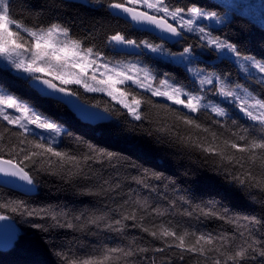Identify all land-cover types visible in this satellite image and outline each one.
Wrapping results in <instances>:
<instances>
[{
    "label": "snow or ice",
    "instance_id": "snow-or-ice-1",
    "mask_svg": "<svg viewBox=\"0 0 264 264\" xmlns=\"http://www.w3.org/2000/svg\"><path fill=\"white\" fill-rule=\"evenodd\" d=\"M83 6L110 9L136 26L159 32L160 42L134 38L120 30H114L111 33L93 30L83 36H74L71 27L65 22L54 20L42 23L39 17L36 23L28 27L14 17L11 0H0V57L4 58L18 73L25 74L32 82V86L38 88L45 96L55 95L79 100L81 93L78 89L90 94L103 93L126 109L137 122L149 121L151 124V118L149 115L141 114L142 100L121 87L128 82L150 93L152 97H163L171 102V105L182 106V109L187 110V114L173 110L176 111L174 120L171 123H159L154 129L150 127L149 135H154L158 143H168L170 147L174 146L184 151L199 150L206 160L216 155L221 156L217 170L223 171L226 179H230L232 184L237 185L253 200L259 192L262 198L258 203L264 205V181L256 182L255 174L250 170L238 173L236 169L229 166L231 159L229 164H224L222 153L216 152L212 147H204L198 141H193L191 137L185 138L180 134L181 125L201 129L202 125L198 122V117L192 114L209 108L215 117L222 118L214 119V123L223 126L227 120L231 119L227 108L211 101L205 102L206 97L201 94L204 92L203 87L193 91L186 89L183 85L177 86V81L168 72H162L158 67L150 66L140 59L145 56V52L153 56L166 57L169 63L183 66L185 74H188L186 78L192 79L193 83L198 80L200 86L218 85V92H214V95L222 97L225 103L235 104L246 119L264 128V98L253 96L240 83H235L232 88L227 87L228 84L233 83L229 80L230 72H209L203 68L193 67L192 65L197 61L193 59L198 55L197 45L189 43L187 37L195 35L199 41L201 53L206 48H210L213 52H227L233 64L242 73L248 74L249 79H258L261 85H264V56L257 58L254 55L242 54L236 42H229L227 38L221 39L219 35L214 36L212 30L202 21L214 20L216 24H220L222 18L218 12L206 9L200 0H189L188 4L174 7L165 3V0H88ZM166 38H171L174 44L183 46L173 51L166 47L168 43ZM106 48L117 55H119L117 50L134 49L137 58L127 64L113 62L108 58ZM253 70H256L260 76L257 77ZM154 82L159 86L154 87ZM129 95L132 96L131 101L128 99ZM144 103L153 104L151 100H145ZM0 105L15 109L22 114L9 115L0 108V116L9 125H17L20 136L33 133V129L29 126H34L35 129L43 130L44 133L52 136V140H48L43 134L38 136L34 143L35 150L31 153L32 157L47 158L49 161L51 157L58 158L54 170L51 164L47 168L38 167L35 160L29 167L25 162L30 157L25 152L15 153L16 159L11 157L5 159L0 155V175L18 180L26 186L27 190H30L37 184L40 174L44 173L56 176L62 182L73 186L81 195L104 196L109 200L121 197L123 200L122 204L109 208L103 214L89 216L87 212H82L80 215L73 216L71 221L67 219L69 215L67 212L29 208L23 201L0 203V210L7 209L28 218L50 219L49 224H33V227L41 231H49L51 228H74L76 225L73 221L80 222L83 218L84 222L98 230L102 228L104 231L114 232L120 236H123L128 227L126 221L137 220L136 212L126 211L127 208L138 206L146 213L149 210L155 212L157 216H164L168 211V208L161 210L157 206L158 201L149 203L153 194L161 193L159 184L153 185L148 182L146 179L149 178L148 169H143L142 165L125 161L127 167L123 164L117 166L114 163L120 159L117 154L95 149L89 145L90 152L84 155L85 163L81 166L75 155H69L54 147L55 137L62 131L61 125L38 112L28 102L12 95L0 96ZM92 107L98 108L99 105L93 104ZM104 111L107 112L108 109L105 108ZM231 122L233 125L237 123L236 119H232ZM203 131L206 133L209 129L204 127ZM67 135L72 134L67 133ZM239 140L246 141V136L240 135ZM228 143L225 141V145ZM230 146L241 153H249L252 157L259 155L261 160H264V137L244 144L232 142ZM93 160H98L101 165L107 162L108 167L113 169V174L106 177L102 172H97L88 166L87 162ZM65 162L72 163L73 167L66 168ZM133 171L135 175L132 174ZM150 179L163 183L165 192L170 187L184 204H188L195 195H188L187 190L178 188L175 180H168L162 173L153 172ZM126 182L146 189L147 193L133 188H129L125 193ZM142 196V200L138 199ZM175 204L176 201L173 200L169 207H175ZM205 207H209V211L204 212L203 208L197 205L204 216L220 220L227 219L229 224L240 225L239 218L229 217L227 208L221 206L223 210H218L211 201ZM185 214L192 216L193 212L186 211ZM9 218L8 215L0 213V221H6ZM242 219L245 223L238 235L244 239L238 245L234 237L220 236L217 240L211 233H202L196 237L195 244L186 246L185 236L188 233L178 236L175 231H170L168 228H164L159 235L156 231H151L150 235L157 239L170 237L178 241L175 245L168 244L167 247L174 246L180 249L178 255L181 260L184 258V252H190L204 255L205 258L216 255L214 264H264V233L257 235L258 229L264 228V217L244 216ZM132 226L137 225L134 223ZM143 231L148 232L149 229L144 227ZM214 241L220 243L222 247H215ZM204 245L210 247L206 250ZM233 245L236 246L233 247ZM52 246L57 249L54 255L59 258L61 264H145V261L154 264L150 257L140 255L146 253L147 249L131 245L111 247L104 244L100 248L93 249L94 254L71 261L64 252L63 245L57 247L53 243ZM155 250L164 252L166 249L161 247Z\"/></svg>",
    "mask_w": 264,
    "mask_h": 264
},
{
    "label": "trees",
    "instance_id": "trees-1",
    "mask_svg": "<svg viewBox=\"0 0 264 264\" xmlns=\"http://www.w3.org/2000/svg\"><path fill=\"white\" fill-rule=\"evenodd\" d=\"M87 2L88 0H11L14 17L28 27L36 23L37 17H39V21L42 23L54 20L65 22L71 27L74 36H83L93 30L109 33L120 30L134 38H146L152 42H160L154 36L116 16L110 9L109 11L103 8L83 6ZM165 3L173 7L183 6L188 4L189 0H165ZM200 3L206 9L218 12L222 18L220 24H216L214 20L208 24L202 21L212 30L214 36L219 35L221 39L227 38L229 42H236L242 54L254 55L257 58H260L261 55L264 56V0H200ZM187 40L189 43L197 45L196 51L199 54L201 49L195 35H189ZM182 46V44L166 45L173 51ZM105 51L108 53V58L114 60L127 57L137 58L123 56L120 53L117 55L107 48ZM144 55L140 59L150 66L158 67L162 72H168L177 81V86L183 85L186 89L193 91L200 88L192 82V79L186 78L187 74H185L183 66L173 65L147 53ZM199 55L204 58L197 61L204 66L206 71L217 73L228 71L231 73L229 76V80L233 82L231 84L240 83L253 96L264 98V85L255 79H243L239 68L229 58H218V53L213 52L210 48L203 49L202 54ZM212 59L217 60L210 62L209 60ZM28 81L27 77L15 75L8 68L0 66V89L2 91L28 102L38 112L61 125V134L55 137L54 141V147L57 150L75 155L81 166L85 163L84 155L90 152L89 145L95 149H103L117 154L120 158L119 161H114L117 166L123 164L124 167H127L125 161L142 165L143 169H148L149 178H146L148 182L153 185L159 184L161 193L160 195L153 194L149 203L158 201L157 206L161 210L168 208V211L164 216H157L155 212L149 210L146 213L143 208L138 206L127 208L126 211L136 212L137 220L135 222L126 221L128 227L123 236H120L114 232L104 231L102 228L98 230L84 222L83 218L80 222L73 221L76 225L74 228L62 227L41 231L33 227V224H49L51 223L50 219L28 218L3 209L0 210V213L10 217L9 220L15 225L17 234L16 240L7 250H0V264H61L59 258L54 255L57 249L53 248V243L57 247L64 246V252L68 255L69 261L94 254L93 249L107 244L111 247L131 245L147 249L146 253L140 255L150 257L154 264H214L216 255H209L205 258L204 255L184 252V258L181 260L178 255L180 249L174 246L167 247L168 244L175 245L178 241L170 237L154 238L150 235L151 231H156L159 235L164 228H168L170 231H175L178 236L188 233L185 236L186 246L195 244L196 237L202 233H211L217 240L220 236L234 237L236 245H238L244 239L238 235L245 223L242 218L244 216L264 217V205L258 203L262 198L261 194L257 192L256 199L253 200L244 194L237 185L232 184L230 179H226L223 171L217 170L221 156L216 155L206 160L199 150L184 151L174 146L170 147L168 143H158L154 135H149L150 127L154 129L159 123H171L176 111L187 114V110L171 105V102L152 97L144 91L129 88L132 94L142 100L141 114L149 115L151 118V124L149 121L137 122L109 98L100 94L84 93L78 89L81 93L79 99L81 102L90 106L98 104V108L103 111L105 108L108 109L109 119L106 122L90 125L78 120L65 105L38 94L28 85ZM145 100H151L153 104L146 105ZM217 103L226 107L231 117L223 126L214 123V119L222 118L215 117L208 110H202L192 114L194 117H198L202 128L195 129L181 125L180 134L185 138L191 137L193 141H198L204 147H212L216 152L222 153L224 164H229L231 159L232 162L229 166L236 169L238 173L250 170L255 174L256 182L264 181V160H261L259 155L252 157L249 153H241L230 146L232 142L244 144L252 140H259L264 137V128L243 117L234 106L222 101H217ZM163 105L168 107H162ZM232 119H236V125L232 124ZM204 127H207L209 131L205 133ZM67 133L72 135L69 136ZM41 134L43 133L35 132L31 135L20 136L18 126L9 125L0 117V155L5 159L10 157L16 159L15 153L25 152L30 157L25 162L29 167L35 160L38 167L47 168L51 164L55 170L58 158L51 157V161H49L47 158L31 156L32 151L35 150L34 143ZM43 135L52 140V136L48 133ZM240 135H245L246 141H240ZM225 141L229 143L225 145ZM20 158L22 159L23 156L21 155ZM87 164L97 172H102L106 177L113 174V169L108 167L107 162L101 165L98 160H93L88 161ZM64 166L66 168L73 167L69 162H65ZM153 172L162 173L168 180H175L178 188L187 190L188 195L195 194L193 199L188 204H184L170 187L165 192L163 183L150 179ZM132 174L136 173L133 171ZM34 187V193L25 195L0 185V203L23 201L29 208L67 212L69 213L67 219L70 221L73 216L80 215L82 212H87L89 216L99 215L109 208L117 207L118 204L123 203L121 197L109 200L104 196L81 195L73 186L62 182L56 176L44 173L40 174ZM129 188L147 193L146 189L126 182L124 192L127 193ZM138 199L142 200L143 196ZM173 200L176 201L175 207H169ZM209 201L214 203L218 210L222 211L223 208H227L229 217L239 218L240 225L229 224L227 219L220 220L204 216L197 205L207 212L209 207H205V205ZM186 211H192L193 215H186ZM134 223L137 226L133 227ZM144 227L149 231H143ZM260 233H264V228L258 229L257 235ZM214 246L222 247L215 241ZM161 247L166 250L164 252L155 250ZM209 247L204 245L206 250ZM145 264H150V262L145 261Z\"/></svg>",
    "mask_w": 264,
    "mask_h": 264
},
{
    "label": "water",
    "instance_id": "water-1",
    "mask_svg": "<svg viewBox=\"0 0 264 264\" xmlns=\"http://www.w3.org/2000/svg\"><path fill=\"white\" fill-rule=\"evenodd\" d=\"M114 14L120 17L121 19L125 20L126 22L134 25L133 23L126 20L122 16H119L116 13ZM134 26L154 36L158 40V36L160 35L159 32H152L150 29H145L143 26H136V25ZM166 39L168 40V43L166 44L167 46L175 45L171 38H166ZM117 51H119L120 54L126 56L137 57L134 49H121ZM28 85L32 89L37 91L39 94L45 96L43 93L39 91L38 88H34L32 86V82L30 80L28 81ZM45 97L52 98L64 104L71 111V113H73L80 121L84 123L87 124L103 123L109 119V115H107L103 110L87 105L81 102L80 100H74L71 97H63V96H55V95H50ZM0 185L25 195H30L35 191L34 186L31 187L30 190H27L26 186L22 185L20 181L15 180L11 177H4L2 175H0ZM16 234H17L16 227L9 219L6 221H0V250H7L16 240Z\"/></svg>",
    "mask_w": 264,
    "mask_h": 264
},
{
    "label": "rangeland",
    "instance_id": "rangeland-1",
    "mask_svg": "<svg viewBox=\"0 0 264 264\" xmlns=\"http://www.w3.org/2000/svg\"><path fill=\"white\" fill-rule=\"evenodd\" d=\"M142 9V8H141ZM143 10V9H142ZM169 22H171V20L169 21ZM207 24L209 23V22H212V21H205ZM145 53H147V52H145ZM201 52L199 51V54H200ZM218 53V58H221V57H227V58H229L230 60H232V58H231V56H230V54H228L227 52H223V53H219V52H217ZM147 54H149V55H151V56H153L151 53H147ZM197 55L195 58H193L194 60H203V56H201V55ZM202 54V53H201ZM204 55V54H203ZM154 57H157V58H160V59H162V60H165V61H167L168 60V58H166V57H160V56H154ZM110 59V58H109ZM136 58H132V57H127V58H124V59H121V60H114V59H112L113 60V62H120L121 64H127L129 61H134ZM215 60H217V59H212V60H209L210 62H214ZM0 66H3V67H5V68H8L13 74H15V75H18V76H21V77H26V75L25 74H22V73H18L14 68H12V67H10V65H9V63L4 59V58H2V57H0ZM193 67H197V68H203L204 69V66H202L201 64H199V62L198 61H196V62H194V64L192 65ZM102 70V69H101ZM239 72H240V74H241V76H242V78L243 79H248V80H251V79H249V77H248V74H246V73H242L240 70H239ZM253 72L256 74V76L257 77H259L260 76V74L258 73V72H256V70H253ZM142 75V74H141ZM159 78H161L162 79V77H159ZM255 80H257L258 81V79H255ZM195 84H196V86H198V87H203V89H204V92H202L201 94L202 95H205V97H206V101L205 102H208V101H211L212 103H217V101H222L223 102V98L222 97H220L219 95H214L213 93L214 92H218V85H205V86H200L199 85V81L198 80H196L195 81ZM153 86L154 87H156V86H159L157 83H153ZM235 86V84H228L227 85V87H229V88H232V87H234ZM75 87V86H74ZM121 87H123L124 89H125V91H129L130 92V89H129V87L130 88H134V89H138V90H141V91H144L143 89H141V88H138L136 85H133V84H131L130 82H128L126 85H123V86H121ZM209 89H212V91H209ZM80 90H82V89H80ZM83 91V90H82ZM145 92V91H144ZM132 93V92H131ZM90 94V93H89ZM91 94H100V95H103V96H105V97H107V98H109L110 100H111V98L110 97H108L106 94H103V93H91ZM148 94H150V93H148ZM151 95V94H150ZM0 96H5V97H7V96H9V94L8 93H5L4 91H2L1 89H0ZM131 98H132V96L131 95H129V97H128V99H129V101H131ZM155 98H158V99H162V100H165L166 101V99L165 98H163V97H155ZM229 100L231 99V98H228ZM112 101V100H111ZM113 103H115L116 104V102L115 101H112ZM225 103V102H224ZM226 104H230V105H232V106H234V108H236V110L239 112V110H238V108L236 107V105L235 104H232V103H226ZM118 105V104H117ZM118 106H120L122 109H123V107L121 106V105H118ZM175 106H177V107H179V108H182V106H178V105H175ZM0 108H3L4 109V111L7 113V114H9V115H15V116H20V115H22L21 113H19V112H17L15 109H11V108H7L5 105H0ZM123 110H125L126 112H127V110L126 109H123ZM208 111H210L211 112V109L209 108L208 109ZM212 113V112H211ZM240 113V112H239ZM214 116H215V114L214 113H212ZM242 116H243V114L242 113H240ZM129 115V114H128ZM130 116V115H129ZM2 119H3V117L2 116H0ZM244 117V116H243ZM130 118L131 119H133L131 116H130ZM134 120V119H133ZM17 126V125H16ZM30 128H32L33 129V133H35V132H41V133H43V134H45L44 132H43V130H38V129H35V127L34 126H29ZM47 134V133H46ZM49 138V137H48ZM51 139V138H50ZM49 140V139H48Z\"/></svg>",
    "mask_w": 264,
    "mask_h": 264
},
{
    "label": "bare ground",
    "instance_id": "bare-ground-1",
    "mask_svg": "<svg viewBox=\"0 0 264 264\" xmlns=\"http://www.w3.org/2000/svg\"><path fill=\"white\" fill-rule=\"evenodd\" d=\"M109 10V9H108ZM110 11V10H109ZM116 55V54H115ZM123 55V54H122ZM124 56V55H123ZM228 72V71H227ZM188 75V74H187ZM163 78V77H162ZM130 88V87H129ZM133 91V90H132ZM137 91H138V89H137ZM37 92V91H36ZM129 92V91H128ZM134 92V91H133ZM38 93V92H37ZM39 94V93H38ZM139 94H140V92H139ZM41 95V94H40ZM142 95V94H141ZM144 95V94H143ZM148 95V94H147ZM41 96H43V95H41ZM146 96V95H145ZM43 97H45V96H43ZM142 97V96H141ZM141 97H139V98H141ZM150 97V96H149ZM45 98H49V97H45ZM138 98V97H137ZM49 99H52V98H49ZM52 100H54V99H52ZM56 101V100H55ZM58 102V101H57ZM60 103V102H59ZM62 104V103H61ZM64 105V104H63ZM68 109V108H67ZM69 110V109H68ZM69 112H71L70 110H69ZM105 112V111H104ZM107 115H108V113L107 112H105ZM73 114V113H72ZM77 118V117H76ZM78 119V118H77ZM79 120V119H78ZM82 122V121H81ZM84 123V122H83ZM87 124V123H86ZM96 124H99V123H96ZM90 125H95V124H90Z\"/></svg>",
    "mask_w": 264,
    "mask_h": 264
}]
</instances>
